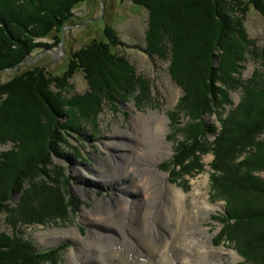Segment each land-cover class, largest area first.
<instances>
[{
  "label": "trees",
  "instance_id": "16d2710c",
  "mask_svg": "<svg viewBox=\"0 0 264 264\" xmlns=\"http://www.w3.org/2000/svg\"><path fill=\"white\" fill-rule=\"evenodd\" d=\"M86 1L0 0V72L18 67L35 50L49 47L50 43L44 41L49 36L53 35L54 44L62 41L66 37L64 29L76 17L75 9ZM129 1L149 12L145 51L151 58L170 61L169 72L184 90L182 99L188 105L185 116L196 121L216 110L219 97L225 104L231 103L230 89L242 91L240 102L226 116L218 112L219 129L201 120L189 124L186 140L192 139V146L183 143L178 152L182 161L195 158L192 169L199 166L197 152L204 148L214 152V188L225 194L228 219L235 220L234 232L243 233L249 245L246 248L254 253L260 250L264 257V177L260 175L264 172V48L255 46L245 31L247 3ZM249 3L264 14L263 0ZM239 12L244 17L238 16ZM107 28L105 39L95 38L73 52L63 75L51 76L44 67L34 64L32 69L0 82V143L14 144L0 153V211L7 209V220L14 226L65 217L69 203H65L62 186L49 169L53 153H59L55 143L60 140L59 131L98 123L101 100L119 99L112 92L125 96L136 93L131 66L114 49L123 45L119 34ZM218 50L222 51L221 62L214 67ZM249 58L260 68L247 80L236 78ZM77 71L85 73L90 90L71 95L70 79ZM141 84L149 89L148 82ZM63 117L66 121L62 123L59 118ZM211 129L217 137L208 143L203 139ZM240 156L243 159L233 162ZM14 191L21 197L9 208L7 202L13 203ZM223 235L240 240V236L232 238L225 230ZM46 257L21 237L0 234V264H40ZM262 261L259 264H264V258Z\"/></svg>",
  "mask_w": 264,
  "mask_h": 264
},
{
  "label": "rangeland",
  "instance_id": "374dc122",
  "mask_svg": "<svg viewBox=\"0 0 264 264\" xmlns=\"http://www.w3.org/2000/svg\"><path fill=\"white\" fill-rule=\"evenodd\" d=\"M240 1L242 6L246 5L245 2L248 5V12L244 19L247 36L254 41L255 46L264 48V14L249 3L251 0ZM75 11L76 17L64 29L66 37H63L62 41L59 42L57 39L59 43L54 44L53 35L44 39V41L50 43L49 47L35 50L31 57L18 67L0 72V82H7L15 76L32 69L34 64L44 67L46 71L50 72L51 76H61L66 71L68 60L72 58L74 51L86 46L95 38L105 39V29L111 27L118 32V37L123 43V45L115 46L114 49L116 53L124 55L126 63L131 66L130 74L136 80V93L125 96L120 92H112L115 95L113 97L119 99L115 102L111 98L106 99L103 97L104 100H101L100 103L102 110L98 115V123H85L86 125L75 130L63 129L59 131L62 138L60 137L59 141H55L59 153H53L51 159L53 164L49 169L52 170V178L55 176V179L62 186L65 203H69L67 209H65V217L47 223H19L14 226L7 220V209H3L0 211V234L5 233L10 236L21 237L24 242L31 245L33 250L46 253L47 257L41 260L40 264H69V256L73 252H76V256L80 259V262L76 264H99L97 257L92 256L95 259H91L90 255L86 256V253L78 252L80 243L72 236L66 237L63 232L74 230L73 232L78 233L81 239L88 237L95 228L106 234H110L117 229L113 225L96 223L98 220L96 217H93L94 219L91 221L87 220V217L91 213L96 214L105 211L110 206H115L120 195L123 197L121 200L137 198V195L128 194V190L123 188L124 183L129 180L116 175L114 170V173L107 170L109 168L113 169L117 165L115 164L117 160L124 159L121 155H125V150H121L117 146L114 147L112 144H129L133 147L137 141L135 137L142 136L145 132L143 129L147 130L142 126L143 123L138 121L139 118L154 114L157 118L164 119L162 123L163 136L169 145L168 154L157 162V168L167 173V181L171 187H175L177 190L181 189L185 194L191 195L187 202L188 209L192 210L196 197L200 200L204 199L215 206L204 217L202 225L211 234L212 245L218 249H226H224L222 261L218 263L259 264L263 262L264 257L260 250H256L257 252L254 253L247 249L249 245L244 240L243 233L239 235L237 230L234 232L233 224L235 220L228 219L230 215H228L227 202L223 198L225 194L215 191L213 174L216 155L214 152L208 148L197 152L199 166L193 167V169L192 164H194L193 160L195 158L182 161L181 153L178 152V148L183 143L192 146V139L186 140V128L188 126H192L196 121L201 120L210 125L211 128L219 129L221 127L219 113L226 116L231 109L235 108L240 102L242 91L240 89H230L229 98L231 103L225 104L226 101H222L223 97H219L215 105L217 111L205 113L196 121L192 118L189 119V116H185V114H188L185 110L188 105L182 99L184 90L174 81L169 72L170 61L151 58L145 51L147 45L145 34L149 25V12L147 9L129 0H88L78 5ZM237 15L244 17L242 12L237 13ZM221 52V50L215 51L214 67L220 65L219 54ZM257 68H260L259 63L249 58L243 63V67L235 76L240 80H247ZM139 80L142 83L148 82L149 89H143ZM70 84L72 85L71 95L84 94L90 90L83 71H77L73 74ZM218 86H222L221 82H218ZM52 87L58 90L55 84ZM156 119L153 124L156 123ZM59 121L63 123L66 120L63 117L59 118ZM60 129L62 128L60 127ZM216 137L217 134L211 129L203 140L213 143ZM13 147V143H0V153ZM244 155L245 152L242 156ZM133 156H135V153ZM242 156L239 159H234L233 162H239L243 159ZM133 159L132 157L131 161ZM122 161L124 162V160ZM138 162L137 159L132 161L135 168H137L136 166L139 167ZM123 167V170H125L124 165H122ZM128 167H130L129 164ZM108 175H111V182L106 181ZM260 175L264 177V172ZM46 177L42 176L41 178ZM166 183L165 185H167ZM127 184L131 185L130 183ZM193 193H196L197 196H193ZM20 197L21 193L14 191L12 195L13 203L9 204L7 202L8 205H6L9 208L14 207V204H18ZM149 201L146 200V203L149 204ZM140 213L142 215V212ZM224 230L232 238L234 235L240 236V240L238 242L237 240H229L228 237L223 235ZM165 232L162 233L164 236L169 234V232ZM125 245L136 259L141 260V262L144 261L143 258L147 249L142 248V253L139 254L140 249H137L136 245L132 248V244L127 241H125ZM169 248L171 246H164L156 252L164 249L165 255L168 256L165 264L179 263L180 251L172 248L168 251ZM228 250L236 254L234 259H231L232 256L227 255ZM159 261L160 258L158 257L154 264H160ZM108 262L111 264V261L108 260Z\"/></svg>",
  "mask_w": 264,
  "mask_h": 264
},
{
  "label": "bare ground",
  "instance_id": "6f19581e",
  "mask_svg": "<svg viewBox=\"0 0 264 264\" xmlns=\"http://www.w3.org/2000/svg\"><path fill=\"white\" fill-rule=\"evenodd\" d=\"M156 118L154 114L139 118L138 121L143 123L142 126L147 130L143 129L145 131L143 135L135 137L137 141L133 147L129 144H112L125 150V155H121L124 159L117 160L115 163L117 165L113 169L107 170L112 171L111 173H114V170L116 175L129 180L127 183L131 185L124 183L123 188L128 190V194L137 195V198L121 200L123 197L120 195L115 206H110L96 214L91 213L87 220L91 221L96 217L98 219L96 223L113 225L117 229L106 234L95 228L88 237L81 239L78 233L73 232L74 230L64 231L63 234L75 238L80 243L78 252L86 253V256L90 255L91 259L97 257L99 264H109L108 260L111 264H154L158 257L160 264H165L168 256L165 255L164 249L156 252L164 246H171L172 249L180 251V262H173L174 264H219L226 249L214 247L211 234L202 225L204 217L215 206L196 197L192 210L188 209L187 202L191 195L171 187L167 181V173L157 168V162L168 154L169 145L163 136L164 119ZM155 119L156 123L153 124ZM132 157L139 160V167H134ZM122 165L125 166V170ZM107 177L106 181L111 182V175ZM146 200H150L149 204ZM164 231L169 234L164 236L162 234ZM124 240L131 243L132 248L136 245L135 247L140 249L139 254L142 253V248L147 249L143 262L131 254ZM159 253L161 255H158ZM227 255L232 256L231 259L236 257L231 250ZM69 257L71 263L80 262L76 252Z\"/></svg>",
  "mask_w": 264,
  "mask_h": 264
}]
</instances>
